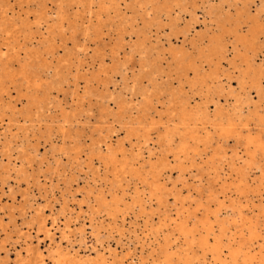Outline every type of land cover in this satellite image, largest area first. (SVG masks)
Here are the masks:
<instances>
[{"label":"bare ground","instance_id":"obj_1","mask_svg":"<svg viewBox=\"0 0 264 264\" xmlns=\"http://www.w3.org/2000/svg\"><path fill=\"white\" fill-rule=\"evenodd\" d=\"M25 1H36L39 16L37 23L40 24L41 20L44 22L45 16L49 14L46 10L47 0ZM58 2L56 9L53 10L55 20L50 25L47 37L40 41L38 47L33 48L32 54H29L27 60L20 65L19 73L23 82L28 88H32L31 92L24 94L27 98L25 106L18 110L15 104L0 98V121L4 120L3 117L9 116L10 121L21 117L25 122L30 123L27 132L20 136V146L23 149L22 160L30 162L31 156H36L38 144L31 143L29 137L37 141L40 138L51 140L55 134H58L62 141L59 146L52 145L53 160L44 157L40 159L36 177L33 171L24 166L25 163L22 165L14 163L13 178L16 182L22 181L27 186L22 197L30 195V179L34 178L37 185L40 183L38 178L40 175L50 179L49 191H52L55 176L65 175L67 182L78 178V166L83 163L81 153L84 149L80 142L83 130L71 127L74 121H78V117L62 107L59 115H52L47 111L52 102L51 89L56 88V84L68 81L69 75L73 79L71 81L73 85H77L80 75L78 69L74 73L68 69L59 71L61 63H54L48 56H54L53 47L56 38L59 37L61 40L66 38L65 28L72 31L71 39L74 42L75 33L79 29L84 39L88 37L97 40L106 33L104 29L107 21L115 25L113 27H115L116 36L111 46L113 56L114 54L117 56L125 40L130 44L128 57L117 61L113 57L115 62L109 65L108 70L110 73H121L126 86L128 80H131L132 84L128 87V91L132 95L139 94L141 98L134 101L133 105L130 100H127L126 94L120 93L119 100L111 94V99L117 103L118 109H121L120 113L103 106L100 109V119L102 121L105 119L104 113L114 117V121L125 127L127 138L135 136L138 142L143 143L144 148L150 153L149 156L152 155V151L147 146V142L151 138L150 131L154 129L158 138L166 143L168 151L171 152L172 168L178 169V179L189 169L188 167L199 169V159L202 169L207 174L213 173L211 177L213 180H218L221 173L231 171L248 184V172L255 168L260 171L261 184L264 183L263 157L257 158L259 153L264 156V0H69L67 3L64 0H58ZM71 3L82 7L77 9L76 13L79 12V15L73 19L69 18L68 10L64 7ZM94 5L95 9H93ZM198 11H201V14ZM80 15H82L81 18ZM199 15H202L205 27L196 29L195 24L201 19ZM9 24L10 28L20 25L19 33L21 35L23 33L22 36L26 39H31L34 34L28 21L24 19L17 21L12 19ZM8 26L0 21V27L6 31L10 29ZM166 29L168 30L164 33ZM15 30L18 31V29ZM152 31L155 34V42L151 41ZM227 35L231 37L230 40L227 39ZM162 36L166 38L165 41L159 39ZM11 42L8 43L14 48L15 44ZM136 53L139 55L138 67L129 79L123 68L126 66V61H129ZM4 55L5 52L0 49V79L2 78L0 92L7 91L6 81L16 83L18 80ZM167 57L169 60L163 65L162 62H165ZM28 58H32L34 63ZM49 69H53L51 74L58 78L57 80L45 77V71ZM105 71L108 73L107 70ZM174 71L177 74L176 77L172 76ZM159 76L166 77L167 80L158 82ZM84 78L87 86L90 81L100 82L101 79L98 73H92ZM171 79H176L177 84L173 85ZM233 80L237 83L238 90L233 86ZM143 81L147 83L143 84ZM185 85L189 86V91L191 90L194 95L197 91L201 101L191 103L193 98L184 91ZM251 90L255 91L256 99L251 95ZM89 91L90 87L87 89L88 93ZM73 92L75 93L76 89ZM222 93H225L226 99H232V102H229L230 107H224L217 99ZM8 94L10 96V93ZM82 97L86 96L82 95ZM157 103L165 108L158 109ZM211 105L213 107L210 110ZM128 108L134 109V113L124 114ZM158 124L160 126H157ZM253 124L255 128H259L258 131H253L251 128ZM110 129V126L107 128L98 126L95 130L97 135L93 137L89 149L85 152L84 162L92 165L95 159L98 160L105 170V177L102 178H107L108 175L109 178L106 181L110 185L109 196L101 189L102 187L96 189L91 186L86 190V195L91 196L93 200L89 205L91 220L95 216L100 217L106 213L114 221L110 224L111 228H114L117 217L135 205L145 212L142 198L136 195L130 202L125 198L127 191L122 182L126 176L134 177L150 183L149 195L154 197L158 204H166L167 194H171L176 201H180V208L185 207L184 210L187 211L186 217L180 219L174 226L179 236L184 237L181 244L184 248L180 247L178 242L172 243L174 232L165 228L160 229V227L156 230V233L159 229L163 232L162 242L158 245L163 261L158 263L154 260L155 264H179V262L182 264H217V262L234 264L238 259L243 264H252L257 254H260L259 264H264V231L261 232L257 223L245 224L247 234L240 238L235 249L224 241L225 238L229 239L230 230L235 229V232L244 230L242 225H239V221L247 220L252 209L242 208L243 204L236 200V203L230 205L232 215H229V206L218 197L217 193L213 194V189L210 188L212 197H208L206 203H202L200 199L196 201V210L198 207H203V216L201 219L197 218L196 210H190L186 205L188 199L192 198L191 195L187 194L183 197L181 191L176 188L178 180L173 182L172 188L169 189L160 182L161 172L171 164L167 156H160L155 160L147 159L142 163L140 161L142 152L128 153L122 143L117 142L114 145L107 141L110 137ZM215 131L218 132L224 144L228 138H235L237 145L244 146L247 157L244 158L239 154L237 150L239 146L234 147L231 154H228L226 147L221 143L218 149H213L211 155H207L208 150L201 149V145L207 148ZM11 142V137H5L3 146L9 148ZM63 156L68 160L63 161ZM67 165L71 166L73 171L66 175L64 173L68 170ZM9 170L6 164L0 162V192L3 189L0 193V201L1 195L5 193L4 186L12 178ZM97 173L93 171L94 180L96 176L101 179L100 173L99 175ZM9 189L11 191L12 187L10 186ZM222 189L221 193L225 196L227 187L223 186ZM260 190L257 187L254 189L258 191L259 196L262 195ZM15 195L16 192L11 191L8 197L13 200L16 198ZM213 205L215 207L212 208ZM259 206L258 208L264 212V206ZM64 207L65 205L61 208V214H65ZM3 208L0 205V235H5V238H0V250L4 249L11 239L10 232L6 233L7 224L3 223ZM35 211L28 218L25 217L20 225L15 223L13 216L9 220L15 229L13 231L17 237V243L27 244L25 253L20 255V263L49 264L47 259L52 260L53 264H111L113 262L111 261V257H114L113 251L107 254L104 251L107 247H102L103 251L97 249V254L93 257L78 254V251L71 253L69 249L62 250L60 243L56 242L59 218L52 217L48 225L47 216L44 215L41 205H38ZM23 213L27 214V211ZM68 218L71 219V217ZM165 218H168V215H165ZM173 219L176 221V218ZM191 223L192 226L189 227ZM24 224L26 226H23ZM90 225L96 241L102 244L100 229L106 227L94 226L92 223ZM65 227L70 229L68 222ZM34 232L35 235H33ZM40 233H45L46 241L50 246L47 254L40 248V244L44 241V238L39 237ZM80 236V242L85 243L84 228L81 229ZM34 238L37 242L35 245H33ZM53 243H55L54 246H52ZM193 243L201 247L203 251H209L211 256L206 257L205 252L201 257H197V253L191 251ZM185 245L189 247L185 248ZM175 254H177L176 258H174ZM127 257L130 260L128 264H148L142 257L137 258L139 261L135 260L134 253L128 254ZM113 259L115 260V257Z\"/></svg>","mask_w":264,"mask_h":264},{"label":"rangeland","instance_id":"obj_2","mask_svg":"<svg viewBox=\"0 0 264 264\" xmlns=\"http://www.w3.org/2000/svg\"><path fill=\"white\" fill-rule=\"evenodd\" d=\"M69 0H64V2H68ZM58 0H47L46 9L49 14L45 16L44 22L37 23L38 21V11L36 6V1L26 2L25 0H0V18L2 22L8 24L10 28V21L12 19H24L28 21V25L31 27L33 31V36L31 39H26L19 33L20 25L17 27L13 26L6 31L3 27H0V49L5 52L4 57H6L7 64L13 70V73L16 74V78L18 80L16 83H11L6 81L7 91L0 92V98L4 101H10L11 104H15L17 109H21L25 106L27 98L24 94L31 92L32 88H28L27 84L23 82L20 72V65L24 61L27 60L29 54H32L33 48L38 47L40 41L47 37L48 31L51 28V24L55 20V15L53 14V10H55L58 5ZM68 10L69 18L73 19L74 17L79 15L76 13L77 9H81L75 3H71L70 5L64 6ZM6 9L7 11H3ZM95 9V5L93 7ZM51 13V15H50ZM81 13V12H80ZM201 14V11H198ZM83 14V12L81 13ZM201 19L199 22L195 24L196 29H201L205 27L203 23L202 15H199ZM82 15H80V18ZM79 18V20H80ZM47 19V20H46ZM115 26L111 22L107 21V26L104 29L106 32L97 40L92 38L84 39L80 29L76 32V40L75 42L71 39L72 31L69 28H65V36L63 40L59 37L56 38L54 42V56L50 57L54 63H61V67H59V71H63L68 69L72 73L75 72L76 69L79 71L80 78H78L77 85H73L71 81H73L72 77H68V81L61 82L60 84H56V88L51 89V103L49 104L50 108L47 113H51L52 115H59L61 107L66 109L67 111H71V113H75V116L78 117V121H74L71 125L72 129H82V137L80 142L82 143L83 152L81 153V159L83 163L78 166V178L73 181H66L65 175L55 176L53 179L52 191H49L50 179L45 178L43 175L38 176L39 184L35 185L34 178L30 179L29 191L30 195L22 197L26 191V184L24 182H16L13 178L12 168L14 163L17 165H24L30 171H33L35 177L37 176V167L39 166V161L41 158L51 159L52 156V145L62 143L61 137L58 134H55L51 140H45L44 138L38 139L30 138L31 143L37 142V151L36 156H31V161L27 162L22 160L21 155L23 153V149L20 146V136L27 132L30 126L29 122H25L21 117L18 120L10 121L9 116L3 117L4 120L0 121V162L6 164L9 167V172L12 178L9 179L7 184L4 186V195H1L0 205L3 206V223L7 224L6 233L11 234V239L6 244L5 248L0 250V264H24L20 263V255L25 253L27 244L25 243H17L15 232L13 231V224L9 222L10 217L13 216L14 221L17 225L22 224L25 217H29L31 214L35 213V208L38 205L44 210V215H46V223L49 225L52 217H58V230H56V242L60 243L62 250L69 249L71 253L78 251V254H85L89 256H95L97 254L96 250L100 251L104 250L102 247H107L104 251L107 253L113 251V256L111 257V264H128L130 260L128 259V254H135V260L138 257H142L148 264H155L154 260L158 263L163 261V257L159 252V243L162 242L163 232L160 231L161 228H165L168 231L174 232L172 237V243L178 242L180 247L184 248L181 244H183V238L180 237L179 233L174 230L175 223L186 217L187 211L184 208H180V201L175 200L173 195L167 194L166 204H158L157 200L150 196V183L146 181H141L140 179L134 177H128L123 180V187H125L127 201H131L134 196H139L144 200L145 212L142 209L135 205L131 209H128L124 214H120L117 217L116 227L111 228L112 221L111 217L103 213L100 217L95 216L93 220H91L92 215L90 214L89 205L92 204L93 200L91 196L86 195V190L93 186L96 189H103L107 196H109L108 188L109 183L106 181L104 166L99 164L98 160H94L92 165L86 164L84 162V157L86 149H89V146L92 142L93 137L97 135L95 131L98 129V126L111 127L109 130L110 137L107 139L108 142L112 144H116L117 142L122 143L125 150L130 153H141L140 161L144 163L147 159L155 160L157 157H165L167 156L168 160H170L171 164L163 170L160 175V182L164 183L167 189L172 188L173 182L178 180L176 188L181 191V195L184 197L187 194H190L192 198L188 199L186 205L189 206L190 210H196V201L200 199L202 203H206L207 198L212 197L210 193V188L213 189V194L217 193L220 199H223L225 204L229 206V215H232V208L230 207L236 200H239L243 205L242 208L252 209V212H249L248 219L244 221H239V225L241 224L244 228L242 232H235V229L229 231V239L225 238L224 241L229 243L233 249L237 247V242L240 238L246 236L247 230L245 229V224L248 223H257L261 232L264 231V212L260 208L259 205L264 206V183L260 182V171L257 169L249 170V178L248 184L244 183L239 179L236 173L229 171V173H221L218 180L211 179L213 173L209 172L207 174L202 169V163L199 161V169L194 167H188L189 169L177 178L179 171L176 168H172V155L171 152L168 151V147L166 143L160 140L157 136L156 131L151 130V138L147 142V146L151 149V154L149 156V152H147L142 142H138V139L135 136H130L127 138L126 129L119 125L117 121H114V117L110 114L104 113L105 119L102 121L100 119V109L103 106H106L111 109L113 112L120 113L121 109H118L117 103L111 99L112 95L114 98L117 97L119 100L120 93L126 94L127 100H130L133 105L134 101L139 100L141 97L139 94L130 93L128 91V87L132 84L131 80H128V85L126 86L123 83L121 73H110L108 70L109 65L117 60H124V58L128 57L130 51V44L125 40L122 47L119 48L117 56L111 53V46L114 43V37L116 36ZM15 29H18L15 30ZM163 31L164 33L167 31ZM163 33H160V35ZM151 41L155 42V34L151 33ZM173 37V36H172ZM136 38V37H134ZM128 39V38H127ZM162 41H165L166 38L164 36L159 37ZM227 39H231L230 36L227 35ZM12 41L11 44H15V47H11L8 43ZM165 45V43H164ZM97 48H99L97 50ZM17 52V54H16ZM167 56V55H166ZM71 57V58H69ZM113 57L115 61H113ZM139 55L134 54L129 61H126V66L124 72L127 77L130 79V75L133 71L137 70V60ZM29 61L32 58H28ZM66 59V60H64ZM69 60V61H67ZM169 58L167 57L165 62H162L163 65L166 64ZM260 61V60H258ZM32 62V60H31ZM72 62V64H69ZM34 63V62H32ZM61 69V70H60ZM121 69V70H123ZM108 73H106V71ZM1 71V70H0ZM53 69H49L46 72V76L50 80H57L52 76ZM123 72V71H122ZM92 73H98L101 79L98 81H90L87 86L86 79L84 77L90 76ZM173 73V72H172ZM176 72L172 74L173 77H176ZM190 73V71H189ZM172 77V78H173ZM2 79V78H1ZM0 79V80H1ZM167 80L166 77H158V82ZM173 80V85L177 84L176 79ZM169 80V81H171ZM161 82V83H162ZM127 83V82H126ZM147 81H143V84H146ZM20 84V85H19ZM163 84V83H162ZM233 86L238 90L237 83L233 80ZM164 85V84H163ZM90 87L89 93L87 89ZM76 89V92L73 91ZM184 91L187 92V95L192 96L191 103L201 101L200 94L196 91L195 95L189 91V86H184ZM10 93V96H8ZM85 95L86 97H82ZM225 93H222L217 99L224 107H230L229 102H232V99H229L224 96ZM251 95L256 99L255 91L251 90ZM25 100V101H24ZM158 109L165 107L161 104H156ZM213 105L210 106V110ZM79 112V113H78ZM108 112V111H107ZM134 113V109H127L126 113ZM101 120V121H100ZM56 126V124H53ZM157 126H160L158 124ZM253 131L256 132L259 128H255L254 124L251 126ZM213 131V129H212ZM6 135V136H5ZM213 139L209 146L201 145V149H207L208 154L211 155L213 149H218V145L221 143L222 146L226 147L228 154H231L232 149L239 145L236 144L235 138H228L225 144L222 142V138L218 135V132H213ZM5 137H11L12 142L10 143V147H4L3 141ZM141 146V148H140ZM104 148V147H103ZM237 150L239 154L244 158L247 157L244 146L240 145ZM206 155V158L208 157ZM263 157V159H262ZM257 158H261L262 162H264V156L262 153H259ZM63 161H67L68 158L63 156ZM46 162H44L45 164ZM187 165L189 164L186 161ZM43 164V165H44ZM19 167V166H18ZM68 170L64 174H70L73 170H71V166L67 165ZM76 167V166H74ZM93 171H97L98 175L100 173L101 179L96 176L95 180L93 176ZM211 179V180H210ZM1 186V185H0ZM12 187L11 191L16 192V198L11 199L8 195L11 193L9 191V187ZM223 186L227 187L225 191L226 195L222 192ZM261 189L262 195H258V191H254L255 188ZM1 189V188H0ZM239 189V190H238ZM3 191V189H2ZM2 191L0 193H2ZM122 193V192H120ZM106 196V197H107ZM193 198H196L195 200ZM236 203V202H235ZM247 203V205H246ZM64 207L65 214H61V208ZM259 206V207H261ZM215 207L214 205L212 208ZM180 208V209H179ZM27 211V214L23 212ZM165 215H168V218H165ZM197 218L201 219L203 216V207H198L196 210ZM94 216V215H93ZM68 217H71L69 220ZM124 218V219H123ZM176 218V221H173ZM196 218V219H197ZM124 221H123V220ZM194 219V220H196ZM198 220V219H197ZM68 222L70 225V229L65 227V224ZM191 222V221H190ZM244 222V224H242ZM94 226H105L106 228L100 229V239L102 244L96 241V237L93 234V230L90 224ZM198 223V222H197ZM164 224V225H163ZM199 224V223H198ZM23 226H26L25 224ZM36 226V225H35ZM34 226V228H35ZM192 226V223L189 227ZM37 227V226H36ZM159 231L156 233V230ZM85 229V237L86 242H80V231L81 229ZM15 230V229H14ZM70 230L71 232H69ZM203 232V231H202ZM264 233V232H263ZM36 233L34 232L33 235ZM68 235V236H67ZM0 238H5V235L1 234ZM67 236V237H66ZM148 236V237H147ZM179 236V237H178ZM39 237L44 238L43 242L40 244V248L43 253H48V248L50 247L48 242L46 241L45 233H40ZM147 237V238H146ZM178 237V238H177ZM178 240V241H176ZM1 242V240H0ZM70 242V243H69ZM36 239H33V245H35ZM53 243L52 246H54ZM51 246V247H52ZM193 248L191 251H195L197 253V257H201L205 252L207 254L206 257L209 258L211 253L209 251H203L201 247L192 244ZM179 247V246H178ZM189 246L185 245V248ZM6 250L8 252L6 253ZM20 253V254H19ZM254 259L252 264H259V256ZM48 257V255H47ZM177 257V254L174 255V258ZM141 258V259H142ZM230 259V258H228ZM138 260V259H137ZM47 263L53 264L52 260L47 259ZM139 261V260H138ZM7 262V263H6ZM179 264H182L179 262ZM198 264V263H197ZM216 264V263H215ZM219 264V262H217ZM234 264H243L241 260H236Z\"/></svg>","mask_w":264,"mask_h":264}]
</instances>
